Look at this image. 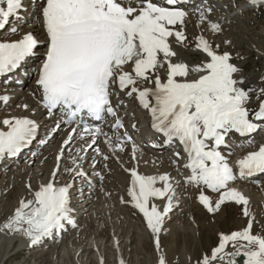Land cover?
<instances>
[{
  "label": "snow or ice",
  "instance_id": "1",
  "mask_svg": "<svg viewBox=\"0 0 264 264\" xmlns=\"http://www.w3.org/2000/svg\"><path fill=\"white\" fill-rule=\"evenodd\" d=\"M29 2L38 5L32 22L41 25L45 40H38L29 31L19 39L0 41V76L13 73L28 58L40 55L35 80L41 93L39 103L49 116L59 109L64 117L55 127L76 124L82 128L81 138L90 136L93 143L103 135L113 154L123 152L131 142L133 160L136 159V145L127 130L119 133L124 125L118 115L119 105H113L112 96H118V89L137 100L150 115L151 128L164 138L163 143L169 147L182 146L186 156L183 167L190 172L183 183L199 190V203L215 214L226 202H234L243 206V215L249 218L242 230L220 233L218 245L196 264H216L217 261L237 264V257L245 258L243 264H264V235L253 233L255 217L250 211L249 200L231 186L238 177L243 179L264 173V144L236 161L238 172L229 162L232 152L225 155L221 151L222 146L230 147L227 137L231 132L250 136L264 125V87H246L242 69L231 63V53L218 52L219 45L214 48L203 35L196 38L195 48L205 55L204 60L190 65L179 58L169 38L185 46L187 36L183 29L189 13L179 5L188 0ZM246 3L250 8H264V0H246ZM27 11L25 0H0V30L5 29L13 17L23 20L21 13ZM194 11L199 13L201 24L208 21L212 31L222 30L219 23L208 19L211 8L202 6ZM18 31L17 26L10 28L13 35ZM40 46L45 49L42 54L36 51ZM127 67H131V71L126 70ZM261 79L264 81V77ZM254 92L259 103L250 113L248 105ZM9 100L8 95L0 96L5 104ZM18 107L27 109L28 105ZM109 116L113 118L114 137H109L99 124H89L85 120L87 117L104 121ZM0 123L7 128V131L0 130V159L5 155L16 156L31 143L38 127L34 120L22 117H9ZM72 132L57 155L52 178L37 190H32L30 183L26 185L33 198L20 200L19 207L0 224V232L22 235L27 238L29 247H33L65 231L66 226L78 227L71 207L72 185L55 182L64 147L73 138ZM81 151L84 149H77L72 167H66L65 171L85 177L86 173L81 171ZM174 156L179 159L181 153L174 152ZM110 158V155H103L104 160ZM125 171L130 174L127 190L130 199L121 198V202L130 203L142 214L159 253L157 264H168L159 236L164 231L166 217L178 206L176 185L168 173L143 175L138 167ZM158 182L162 187L156 186ZM206 190L216 193L217 198L205 194ZM155 199L166 200V203L161 208L154 203ZM115 243L118 248L119 241ZM228 246L233 250L227 251ZM119 264L126 262L121 258Z\"/></svg>",
  "mask_w": 264,
  "mask_h": 264
},
{
  "label": "bare ground",
  "instance_id": "2",
  "mask_svg": "<svg viewBox=\"0 0 264 264\" xmlns=\"http://www.w3.org/2000/svg\"><path fill=\"white\" fill-rule=\"evenodd\" d=\"M240 1L241 2L238 6L243 7L240 15H242L244 12H247L248 10H254L250 7L248 9L245 8L244 5L246 4V0ZM196 2H198V0H196ZM221 2L223 3L224 1L221 0ZM215 3L216 1L213 0H205L204 2L198 4L189 5L184 9L189 13L185 22L192 21L196 24V38L200 35H203L206 38V36L203 34L204 31H207L209 33H218L211 30L208 21H205L203 24L200 23L199 13L194 11L197 6H206L208 8H211L212 12H217L218 17L209 19L212 22H217L220 24L226 19V17L221 16L225 13V11H220L219 7L218 9H216L217 5H214ZM37 8L38 5L34 4L30 11V15L27 14L28 11L26 13L23 12L25 19L22 20V22H9V24L6 25L5 29L0 30V41L4 39L16 40L27 31L32 32L38 40L44 41L45 34L41 25L39 23L32 22L33 13L34 11H37ZM209 15L210 14H208V16ZM13 26H17L19 28V31L14 35L10 33V28ZM222 30H224V28ZM169 39L172 43L173 49L178 52L179 58L189 63L190 65L200 62L191 61L189 53L199 54L202 56L203 60L205 59V55L195 48L196 39L193 45L188 46L187 44H185V46L183 47L179 46L175 42L174 38ZM256 49L257 51H259L260 47H256L255 50ZM36 51H38L37 53L41 54V52L43 51L42 46L38 47ZM39 57L40 55L34 56L28 59L24 64L25 72L24 77L22 78V82L27 81L29 77L35 74V77L26 85L29 86V88L30 86H32V81L36 79V73L32 71V67L36 64ZM126 70L131 71L129 67L126 68ZM161 75L163 78L164 73L162 72ZM22 82H4L0 84V96L8 95L10 97V100L7 102V104L0 101V122H2L6 118L17 115H29L37 118L39 123L42 124L43 128H45V130H43L44 132L50 131L51 133L49 132V136H47V134L40 135V137L42 138H44V136H47L46 138H44V143L41 146L33 144L30 153H24L22 156L16 158L12 162H4L0 164V173L3 174L0 176V200L1 197L7 194L9 190H11L14 197L13 203L9 202L7 206L5 205L7 203L3 204L2 208H11V212L4 217H1L0 212V224H3L5 220L14 213L15 209L19 207V202L21 199L31 200L33 198L26 185L30 183L32 190H37L39 185L49 182V180L52 178L51 174L55 170L57 165V155L60 153L64 141L69 136L68 132H66L64 129H61L65 127V124H61L59 129L56 128L52 132L53 126H56L57 122L63 119V116H61L59 110L54 111V114L49 116L47 110L44 109L39 103L40 95L37 88L32 86L30 90L25 91L23 90L24 87H21ZM254 83L255 81L252 78H247V80H245L246 87H252ZM123 99L124 103H126L125 105H129L133 109L135 108V118H130L129 120L131 122L135 120H138V122H140L138 125V130L136 132H132L134 134L133 141L138 145L136 159H132V146L129 143L126 146L125 151H117L115 154H113L110 152L105 141L100 140L99 136L96 138L95 143H93L91 147H88L90 143L87 144V142H91V140H93L92 137L89 136L83 142H80L78 141V136L73 134V138L70 144L64 147L63 158H65L67 162L65 166L72 167V157L76 155L77 149H84V151H81L79 155L83 157V159L80 161L81 171L86 173V176L78 177L74 173L66 172L64 169L65 159L63 160L62 158V160L59 162L60 172L56 176L55 182L64 184L69 183L72 185V188L70 190L72 204L71 207L74 209V217L77 221L78 227L73 229L71 228V226H66L65 231L57 234L59 238H57L54 234L52 237L44 239L41 244L33 247H29L27 238L22 235H6L5 233L0 232V261L6 260V258H8L7 255L11 250L10 247L14 242L17 241L19 246L25 249L30 250L33 248H44V252L40 253L39 256H46L45 259H50L51 264H71V260H73L74 264H100L101 258H103L104 264L107 256H113V262L110 264H119V260L121 258H123L126 264H129L127 245H129L132 241L133 234H127L131 230L129 229V227L125 226V223H123L122 225H118V223L121 221V216L119 217V208L114 203L119 205L122 203L121 198H123L125 201L130 199L127 194V190L130 187V174L125 171V169L138 167V171L143 175L159 176L164 173H168L172 177V182L174 183V185H176L175 203H177L178 206H176L173 211L169 213L168 217H166L164 231L160 233L159 237H164V240H166L167 238L171 239L168 240V242L170 243L166 245V248H163L164 241H160L161 249L166 255L168 264H178V259H182V257L188 258L186 263L196 264L197 259L195 253H192L191 244H187V239H192L191 229L194 227L196 229L198 228L199 219H201L203 215V217L209 218L210 213H207L208 211L198 201L199 190L191 185L183 183V178L189 175L190 172L183 167L182 162L180 161L181 163L176 165L165 164L157 159L156 149L160 144V140L157 138L156 134L149 132L147 128H140V124L143 123L145 119L144 110H136L133 98H129L124 95ZM25 104L28 105L27 109L18 107V105ZM119 108H121V106H119ZM1 124L2 123H0V125ZM109 128L110 126L106 128V132L111 134L110 137H114V133H112ZM259 131L264 133V128L261 127ZM56 134L58 135L54 140L53 137L56 136ZM248 139L249 138H246V140ZM249 140L250 141L243 145V147H239L241 143L237 147V143L235 141H232L230 143L228 142L230 147L227 150L221 148V151L225 155H227L229 151H233L232 155L229 157V162L234 171L238 172L236 167L237 160L241 159L248 152L256 151L261 144H264V134L262 135L261 139L260 137H254L253 139ZM153 144L157 146L154 147ZM96 146H99V153L96 151ZM42 148L45 149L43 150ZM103 155H110L111 158L109 160H104ZM50 158H54V161L50 162ZM20 160H23L24 163L22 162L18 166H16L17 162ZM177 166H179V173L177 172ZM43 171H45L46 173L48 172V174L45 176L46 178L41 181L40 179L43 177L41 175V172ZM22 176H30L31 178H29L30 180L21 178L20 181V177ZM101 177H103V179H101ZM37 178L39 181L37 180ZM79 178L80 180H86L84 185H75ZM177 182H179V184H177ZM19 185L21 187V193H17V191L14 192V189ZM156 186L162 187V183L158 182ZM231 186L237 188L245 197L248 198L249 208L256 202L258 203V209H264V181L259 178V174L253 178L245 177L243 179H240L238 177L237 181ZM205 194L210 195L213 199L217 198V194L211 193L210 190H206ZM105 199L108 205L105 204ZM115 200L117 202H114ZM154 203L162 208L166 203V200L155 199ZM232 203L233 202H226V204ZM129 205L131 204L129 203ZM183 207L192 215L194 224L192 225L190 221L184 218L185 215H182L183 220H179V218L176 223L168 225V222L170 220L174 219V217H177V215L179 216V213H181L176 211L175 209L179 208L183 211ZM199 210L203 211L202 215L199 213ZM221 211L223 213L224 207ZM246 219H248V217H246ZM207 224L209 226H212V223L209 221H207ZM114 227H121L120 229L122 230L118 232V230L113 229ZM252 231L254 232L253 229ZM180 233H183L186 236V242L184 241V244L182 245H180L179 243L182 235ZM143 234H145V231L142 232V236ZM97 238H99L101 241H98L99 239L97 240ZM116 240L119 241L118 248L116 247ZM140 240L142 241V245L144 246L145 243L142 240V237ZM57 241L59 242L56 244H52L53 242ZM48 245H51V248L49 250H46V247ZM208 249L210 250V252L206 253ZM202 250V256L204 254H211L212 249L209 241L208 244L206 242V245H202ZM226 250L232 251L233 249L231 248V246H228ZM158 255L159 253H157L156 251V261H154V264H157ZM216 264H220V262L217 261Z\"/></svg>",
  "mask_w": 264,
  "mask_h": 264
},
{
  "label": "rangeland",
  "instance_id": "3",
  "mask_svg": "<svg viewBox=\"0 0 264 264\" xmlns=\"http://www.w3.org/2000/svg\"><path fill=\"white\" fill-rule=\"evenodd\" d=\"M240 2L241 1L239 0L238 4ZM210 15L208 16V19L215 17L214 12H212ZM195 28H197L196 24L193 23L192 21L185 22V27L183 30L185 31V35L187 36L186 44L188 46L193 45L195 42V39L197 36L195 34L197 33L195 31ZM221 28L222 29L224 28V30H221L218 33H209L207 31H204L203 34L206 36V38L209 40V42L212 44L214 48H216V46L219 45V48L217 49V51L221 53L225 51L231 53L232 55L231 63L235 64L237 67L242 69L241 74L244 78H246L245 80H247V78L248 79L252 78L255 81V83L252 86L253 88L259 89L261 87H264V81H262L261 79L262 77H264V73H263L264 72L263 71L264 70V54H263L264 53V8H260L258 11L248 10L247 12H244L241 16H236L235 21H233L232 23L230 22L224 23L221 26ZM226 41H231V43L230 44L225 43ZM256 47H260V50L259 51H257V49L255 50ZM189 54H190L189 56L191 58V61L201 62L203 60L202 56L199 54H195V53H189ZM256 95L257 93L255 92L252 93V101L256 99ZM256 109H257V104H255L254 107L252 108L250 107V113ZM57 135L58 134H56V136L53 137L54 140L56 139ZM42 149L44 150L45 148H42ZM64 159L65 158H63V160ZM23 160L18 161L16 166L22 163ZM52 161H54V158L52 159L50 158V162ZM66 163L67 162L65 159L64 169L66 167L65 166ZM47 174L48 172L47 173L45 171L41 172V175L43 177L40 180L42 181L44 178H46L45 176ZM1 175L3 174L0 173V176ZM23 176L20 177V181H21V178H25L27 180L31 178L30 177L31 175L26 176V177H23ZM85 181L79 180L78 184L84 185ZM27 184H28V181H27ZM17 187L14 189V192L17 191V193H21L20 185ZM13 201H14V197H13L11 190H9L7 194L1 197V200H0L1 217H4L5 215L11 212V208H6V209L2 208L3 204L7 203L5 204L7 206L9 202L13 203ZM104 202L105 204H107L106 199ZM114 202H117V201L115 200ZM114 204L119 208V214H120L119 217L121 216L120 217L121 221L118 223V225H122L123 223H125V226L129 227V229L131 230L127 234L128 235L133 234L132 241L130 242L129 245H127V252L129 255L128 263L129 264H154V261H156L155 259L156 248H155L154 238L150 230L146 228V224H145V221L141 213H139V211L134 209L133 207L131 208V205H129V203H126V204L121 203L119 205H117L116 203ZM257 205L258 203L255 202L250 207V211L252 215L255 217V222L253 224V230H254L253 233L264 235V209H258ZM121 206L122 207L124 206V207L122 208ZM223 207H224V211L222 213L221 210ZM242 209H243L242 205H237L234 202L232 204L225 203L224 205L221 206V210H220L221 213L220 212H217L215 214L210 213L209 218H205L203 217L204 216L203 215L202 218L199 219L198 228L196 229L194 227L191 229L192 232L190 231L192 239L191 240L187 239V242H188L187 244H191L192 253H195L197 261L198 259H201L202 257V253H203L202 245L203 246L206 245V242L208 244V241H209L211 245V249H212L218 245L220 233L230 234L232 231H238L247 225L249 218L246 219V217L243 215ZM175 210L178 212H181V213L184 212V213L182 214L179 213V216L177 215V217H174V219L170 220L168 222V225L169 224L172 225L176 223L179 218H180L179 220H183L182 215H185L184 218L190 221L192 225L194 224L193 222L194 219L192 215L189 213V211L187 212V210H185L184 207H183V211L182 209H179V208ZM199 213L202 215L203 211L199 210ZM207 221L211 222L212 226H209L207 224ZM218 222H219V225H218ZM117 228L114 227L113 229L118 230V232L122 230L120 229L121 227H117ZM143 231H145V234H143L142 236ZM180 234L182 235L179 240V243L180 245H182L184 244V241L186 242V236L183 233H180ZM55 236L59 238L57 234H55ZM141 237L145 243L144 244L145 247L142 245V241L140 240ZM163 238L164 237H159L161 242L164 241L163 248H166V245L170 243L168 242V240H170L171 238H167L166 240H164ZM98 239L99 238H97V240ZM59 241L53 242L52 244H56ZM98 241H101V240L99 239ZM50 248H51V245H48L46 247V250H49ZM10 249L11 250L8 252V255H7L8 258H6V260L0 261V264H51L50 259H45L46 256L44 255L39 256L40 253L44 252L45 250L44 248H39V249L33 248L29 250V249H25L19 246L18 242L16 241L13 243ZM209 252L210 250L208 249L206 253H209ZM178 260H179L178 264H188L186 263L188 260V258L186 257H182V259L179 258ZM112 262H113V256H109V257L107 256V258L104 261V264H110ZM71 264H74L73 260H71Z\"/></svg>",
  "mask_w": 264,
  "mask_h": 264
},
{
  "label": "water",
  "instance_id": "4",
  "mask_svg": "<svg viewBox=\"0 0 264 264\" xmlns=\"http://www.w3.org/2000/svg\"><path fill=\"white\" fill-rule=\"evenodd\" d=\"M243 261V258L242 257H238L237 258V262L241 263Z\"/></svg>",
  "mask_w": 264,
  "mask_h": 264
}]
</instances>
